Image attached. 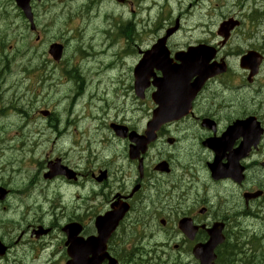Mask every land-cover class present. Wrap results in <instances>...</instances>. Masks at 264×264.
<instances>
[{
  "label": "flooded vegetation",
  "instance_id": "obj_1",
  "mask_svg": "<svg viewBox=\"0 0 264 264\" xmlns=\"http://www.w3.org/2000/svg\"><path fill=\"white\" fill-rule=\"evenodd\" d=\"M66 58L65 53L63 61ZM221 83L219 90H211L217 81L207 83L189 115L161 124L147 151L136 159L130 157V139L117 137L111 125L125 126L128 133L150 138L153 86L140 100L147 107L151 105L149 117L135 121L121 114L110 123L107 161L80 158L69 164L61 157L63 165L75 173L72 180L61 179L78 193H73L71 204L65 201L61 208H54L49 193L38 183L35 188L39 193L30 195L23 215L20 210L3 208L7 223L0 226V264H67L65 229L69 225H75L82 239H98L102 226L110 231L106 252L119 261L115 248L120 243L130 263L159 262L165 248L172 247L179 250V259H184L177 264H198L192 251L210 239V232L220 231L224 243L216 248L217 264H264V195L256 197L264 190V136L258 143L254 124L230 132L238 122L254 119L260 124L264 114L255 96L233 94L235 90L228 85L224 90ZM23 109L17 110L25 113ZM77 162L83 166L74 167ZM102 171L108 176L100 183L97 178ZM114 214L122 215L116 227L99 224L107 216L114 219ZM13 215L29 223L25 231L16 232L21 225ZM4 227L13 230L4 234ZM180 241L188 247L187 258L180 251Z\"/></svg>",
  "mask_w": 264,
  "mask_h": 264
},
{
  "label": "rangeland",
  "instance_id": "obj_2",
  "mask_svg": "<svg viewBox=\"0 0 264 264\" xmlns=\"http://www.w3.org/2000/svg\"><path fill=\"white\" fill-rule=\"evenodd\" d=\"M66 1H70L68 6H66ZM66 1L50 0L44 5L36 6V22L41 33L44 34L43 41L37 45L35 36L30 35L29 25L16 18L17 12L14 5L8 4L7 0H0V4H6L4 8L0 9V51L3 55L0 56V59L5 61L4 57H8V60L3 62V68L0 69V171L4 173V175H0V187L11 192L10 198L0 204V226L2 223H7V220L2 217L5 215L2 212L3 208L11 209L13 207L15 211L20 210V215L24 214L23 208L30 204L29 194L38 183L40 189L45 188L49 193L48 199L50 198V202L53 201L52 204H57V200L60 202L57 194L63 192L60 184L64 185V181L61 179L45 181L43 179V175L47 172V165L56 163V158H61L60 155L67 153V156L71 158L90 159L93 157V153L102 150V146L107 147L106 144L111 139L108 125L116 116L123 114L127 116L126 118L135 121L149 117L151 105L147 107L141 101L136 102L129 84L130 68L139 59L137 53L132 54V59L129 57L130 61L121 73H118L117 70L110 71L106 77H98L105 66L116 61L115 55L119 50L120 58L125 55L124 52L128 48L125 38H122L120 49L116 50L109 60L105 58L97 65L103 66L99 72L94 71L96 68L95 59L100 53L109 55L113 46L110 39H103L100 45L84 47L86 57L82 63L88 66V69L83 65L82 70L80 67L81 49L74 45L66 46L67 63L51 69H55L53 71L54 79L53 83L50 82L47 87L39 86L26 77L23 70L19 69L21 62H29L21 57L22 51L27 50L31 45L38 54H41L42 60L47 61L48 54L45 51L52 43H68L63 36L64 33L68 37L77 38L78 44L83 42L84 37L81 29L84 25L77 19H70L72 14L79 11L81 0ZM133 1L131 0V2ZM152 1L154 4L157 2L158 6L149 11ZM141 2L140 4L133 3L131 6L115 3H112V6L110 1L104 2V5L109 6L104 12L110 13L109 16L113 17L110 23L111 27L109 25V30H113V34L118 31L120 22L123 24L131 19H134L135 22L144 20L143 24L136 26L140 40L138 41L135 37L133 41V45H139V47H145L152 42L153 37L159 32L155 31L157 26L161 25L164 29L169 26L174 27L172 23H176L178 19H180V31L174 40L177 47L184 49L188 44L197 45V43L219 47L217 43L221 39L218 37L217 31L220 24L231 18L243 20L245 25L237 29L230 45L220 55L221 58L227 56L226 58L234 71V78L232 75L222 80L232 90H237L239 86L235 80L241 75L240 53L245 54L249 50L264 53V0H141ZM117 7H121L123 13L118 12ZM6 10L9 15L5 14ZM254 11L260 12L259 19L254 23L246 22L245 17L251 16ZM6 21H11L13 25L18 23L21 27L20 31L15 33L12 28L7 27ZM114 22H117L118 25ZM87 29L88 35L91 33L99 35L98 33L104 32L107 27L102 22L92 19ZM98 38L101 39V35ZM90 39L91 37H86L85 42L90 44ZM142 39L145 40L146 45L142 44ZM135 46L133 48H136ZM126 62L125 59L123 63ZM32 64L47 77L49 76L50 71L41 67L40 61L32 58ZM74 66L79 67L78 77L84 78L83 84L79 78L72 81L74 76L66 73ZM75 76L77 75L75 74ZM228 81H232V83L229 84ZM263 81L264 79L261 84ZM13 90L16 91L13 92ZM83 91L87 97L83 96L77 105L76 102ZM231 92H226L225 95L230 97ZM247 95L250 97L251 94ZM117 96L118 99L115 98ZM92 104L93 106H90ZM22 107H24L25 113H20L17 110ZM2 108L4 109L2 110ZM43 111L52 112V117L48 121H45V117L42 116ZM140 123L142 120L138 124ZM90 144L93 147L90 148ZM15 149L18 152H15ZM67 161L69 160L67 159ZM73 162H76V159H73ZM88 162L86 161L85 164ZM81 166L77 162L74 167L81 168ZM43 169L46 171L43 172ZM13 188H19L18 191H22L16 201L12 199ZM71 193L65 189L63 199L68 201ZM13 216L15 217V215ZM21 217H15L17 223L21 225L17 228L18 234L25 231L29 224L19 221ZM1 230H4L5 234L13 229L4 227ZM178 245L184 254L183 258H187L188 247H184L182 241ZM171 248H165V255L161 260L152 263L174 264L176 261L177 264L182 262L184 259H179L177 254H173V257L170 256ZM115 250L123 264H135L127 261V252L120 243L116 244Z\"/></svg>",
  "mask_w": 264,
  "mask_h": 264
},
{
  "label": "water",
  "instance_id": "obj_3",
  "mask_svg": "<svg viewBox=\"0 0 264 264\" xmlns=\"http://www.w3.org/2000/svg\"><path fill=\"white\" fill-rule=\"evenodd\" d=\"M17 2L22 6L26 11L27 15L30 14V9L28 4L30 0H17ZM237 23L230 22L224 23L221 25L219 34L224 37L227 41L230 37V32L234 29ZM171 33H169L170 35ZM165 40L161 41L159 45L155 48L153 52L146 55L145 59L136 69V92L137 95L142 97L143 92L148 86L146 82L143 83V71L151 69L152 65L164 71L165 74L173 73L174 75H169L168 81H158L155 85L158 89V92L154 95L155 103L158 105V109L155 111L154 119L150 124L149 130L150 134H154L158 129V125L167 121V117L171 119L173 116L171 114L177 113H187L190 109V103L192 102L193 96L201 87L202 83L213 77L217 74L224 72V68H219L214 70V65H209L210 61L215 56V51L207 47H198L191 48L186 55H178L177 59L182 62L180 66L171 67L168 52L165 49ZM56 58H59L58 55L54 54ZM155 59V60H154ZM262 62V58L254 52L248 53L242 59V67L250 69L252 75H256L258 68ZM152 70V69H151ZM150 70V71H151ZM190 73L191 75L200 74V78L196 81L195 84H188L189 79L186 74ZM118 135H123V129H118ZM151 135V136H152ZM147 145V141L144 143V147ZM57 175H67L71 177L70 172L66 171L60 165H56L46 178H52ZM6 191L0 189V200H4L6 197ZM114 219L112 216L101 220L99 224H108L116 227L119 221L122 219V215L114 214ZM66 230L68 234V243L70 261L68 264H102L104 259H106L105 245L104 242L107 240V236L110 234V231H107L105 228H99L100 237L98 239L90 238L87 241L82 242L77 238V232L73 231L72 227H69ZM94 240H100V243H96ZM221 243V240L213 235L210 242L196 249V256L200 259L201 264H214L215 256L214 249L217 245ZM109 264H118L117 261L111 260Z\"/></svg>",
  "mask_w": 264,
  "mask_h": 264
},
{
  "label": "bare ground",
  "instance_id": "obj_4",
  "mask_svg": "<svg viewBox=\"0 0 264 264\" xmlns=\"http://www.w3.org/2000/svg\"><path fill=\"white\" fill-rule=\"evenodd\" d=\"M148 2H149V1H148ZM152 2H153V1H152ZM153 3H154V2H153ZM153 3H152V4H153ZM145 10H146V9H145ZM94 64H95V63H94ZM92 105H93V104H92ZM222 216H223V215H222Z\"/></svg>",
  "mask_w": 264,
  "mask_h": 264
},
{
  "label": "trees",
  "instance_id": "obj_5",
  "mask_svg": "<svg viewBox=\"0 0 264 264\" xmlns=\"http://www.w3.org/2000/svg\"><path fill=\"white\" fill-rule=\"evenodd\" d=\"M1 69V68H0Z\"/></svg>",
  "mask_w": 264,
  "mask_h": 264
}]
</instances>
